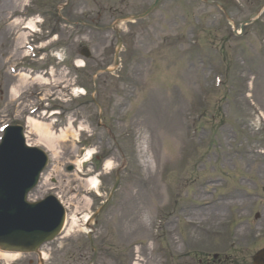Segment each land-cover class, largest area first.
I'll use <instances>...</instances> for the list:
<instances>
[{
	"label": "rangeland",
	"instance_id": "obj_1",
	"mask_svg": "<svg viewBox=\"0 0 264 264\" xmlns=\"http://www.w3.org/2000/svg\"><path fill=\"white\" fill-rule=\"evenodd\" d=\"M154 1L30 0L17 8L23 22L39 18L41 36L28 41L42 49V58L20 66L52 75L32 91L42 92L47 115L56 111L52 119L85 128L78 143L69 136L61 144L29 197L58 195L69 217L76 211L78 228L45 248L43 264H89L93 249V264H251L264 248V12L239 34L261 0H234L228 6L234 27L198 0H162L146 18L118 27L119 66L101 73L116 52L108 27ZM13 2L0 0L7 17L0 37ZM15 36L0 45V126L21 121L16 115L34 106L20 105L5 88L18 84L4 70L17 61L2 65L20 56ZM75 88L86 96L72 97ZM89 150L96 162L67 172ZM106 161L111 171L103 169ZM88 178L98 180L96 190L87 188ZM235 193L238 211L233 205L207 216L212 207L218 211L220 196ZM13 264L38 263L23 255Z\"/></svg>",
	"mask_w": 264,
	"mask_h": 264
},
{
	"label": "bare ground",
	"instance_id": "obj_2",
	"mask_svg": "<svg viewBox=\"0 0 264 264\" xmlns=\"http://www.w3.org/2000/svg\"><path fill=\"white\" fill-rule=\"evenodd\" d=\"M28 1L29 0H18V2H17L16 0H14V2H13L14 3V9L11 11L10 14H8V16L9 15L11 16L10 18L12 21L7 24L6 29L2 33V35H5V37H8L12 33H15L16 36L14 38H10V39H13V43L15 45L16 53H18V48L22 47L26 43L28 35L26 33L22 32V28H21L22 21L19 18L18 19H12V18L14 17V15H16L17 8L20 6L26 5V3ZM3 11H4L3 6L2 7L0 6V21L7 18L5 16L6 14L2 13ZM36 23L37 22H34L33 20H29L27 22V24H25V29L29 32L34 31ZM19 31H21L22 33H20ZM5 37H3V36L0 37V45H2L4 43ZM13 56H15V55H13ZM13 58H16V57H13ZM76 64L78 66H81L82 62L77 61ZM29 79L30 78L28 76L23 75V76H20V78H19V84L9 86V87H8V85L5 86V88L8 89L10 97L12 100L17 99L19 97L20 91H24L27 89V87H29V85L31 84V83H29ZM5 80H8V79L6 78ZM59 80L60 79L58 78V80L56 82H58ZM32 82H38V83L44 84V85L50 84L48 80H45L42 77H36L35 79H33ZM50 115H52V114H50ZM262 119H264V118L262 117ZM27 128L29 130V134L34 135L36 137V140L30 144L38 143V144L44 146L51 153L52 158H57V154L59 152L58 149L61 148V144L67 142L69 136L73 140H77L79 133L84 130V127L81 125L78 127L77 130H73L69 126L68 128H66V130H62L58 134H55L54 132H52L50 124L40 123V122L35 121L33 119H30V118L27 120ZM92 154H93V151L89 150L82 159L78 160V162H77L78 165L81 166L83 163L88 161L92 157ZM103 169L106 171H111L112 170L111 162L106 161L104 163ZM84 183L86 184L87 188H89L90 190H96L97 189V179H95V178H88L84 181ZM239 198H240V195L238 193H235L233 196L219 201L217 204L218 206H216L218 211H214L215 209L212 207L213 212L208 213L207 216H211L212 214L219 215L221 213V212H219V210L221 211L222 208H228V207L235 205ZM75 214H76V211L74 212V214L70 218L71 222H70L69 226L66 225V235L65 236H69L70 233L74 232V230L76 228H78L77 218H76ZM44 248L45 247H43L42 249H44ZM19 256L20 255L18 253L1 252L0 251V261H2L4 264L15 263L18 260ZM41 257L43 260H46L48 255L44 251H41Z\"/></svg>",
	"mask_w": 264,
	"mask_h": 264
},
{
	"label": "water",
	"instance_id": "obj_3",
	"mask_svg": "<svg viewBox=\"0 0 264 264\" xmlns=\"http://www.w3.org/2000/svg\"><path fill=\"white\" fill-rule=\"evenodd\" d=\"M17 163H21V162H17ZM42 167H43L42 165H36L34 167L31 166V169L32 171L35 172L37 176L38 173L41 171ZM2 168L10 169L6 167H2ZM6 175H7L6 172L3 173L2 174L3 178H5ZM10 183L11 181H9L8 184L4 180L0 181V185H1L0 208L5 210L7 213L11 209L7 201L13 199L14 201L17 202L20 201V205H24L22 202L25 200L23 195H19L17 199L15 196H13V193L9 189V186L12 187V184ZM7 196H11L13 198H9ZM25 207L30 209V207L26 205ZM11 212L13 213L14 210H12ZM31 212L34 214L33 219L30 218L26 220V223L19 222L18 224H16L13 221L8 222L5 216H0V248L1 249L22 251V252H34L42 243L47 242L56 236L61 226L62 217L58 218L57 216L56 220L53 221L52 218H50L48 211L46 209H43L42 206L35 207V209L31 210L28 214H31ZM19 213L21 212L19 211ZM23 225L25 227H23ZM8 229H11L12 232L7 233ZM260 256L261 254L259 253L256 256L255 260L258 261Z\"/></svg>",
	"mask_w": 264,
	"mask_h": 264
}]
</instances>
